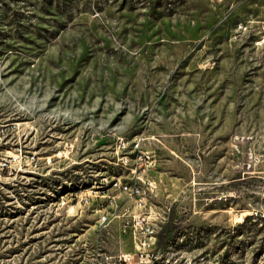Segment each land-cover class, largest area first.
Masks as SVG:
<instances>
[{"label":"rangeland","instance_id":"1","mask_svg":"<svg viewBox=\"0 0 264 264\" xmlns=\"http://www.w3.org/2000/svg\"><path fill=\"white\" fill-rule=\"evenodd\" d=\"M136 139L156 264H264V0H0V264L130 253Z\"/></svg>","mask_w":264,"mask_h":264},{"label":"built area","instance_id":"2","mask_svg":"<svg viewBox=\"0 0 264 264\" xmlns=\"http://www.w3.org/2000/svg\"><path fill=\"white\" fill-rule=\"evenodd\" d=\"M143 139H136L127 145L119 143L118 149L123 154L118 161L120 164L128 165L129 158L125 155L127 148H131L127 154H135L131 165L128 167V178L122 182L120 178L113 179L110 185L104 189H99L97 193L102 199L101 207L95 210L98 214L96 224L98 227L105 228L111 221H116L118 231L130 237L131 252L120 253L114 258L112 264H156V212L152 211L147 204L148 195L154 189L152 182L145 177L147 168L150 164L149 158L139 151V143ZM129 150V149H128ZM114 192L116 196L110 194ZM122 196L126 202L121 207L117 206L116 198ZM90 194L83 197L75 196L79 202L86 204ZM59 206L64 205L61 200ZM110 257H104L103 262H109Z\"/></svg>","mask_w":264,"mask_h":264}]
</instances>
